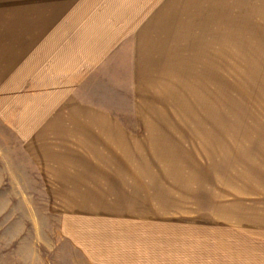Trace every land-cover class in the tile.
I'll list each match as a JSON object with an SVG mask.
<instances>
[{
  "label": "rangeland",
  "instance_id": "obj_1",
  "mask_svg": "<svg viewBox=\"0 0 264 264\" xmlns=\"http://www.w3.org/2000/svg\"><path fill=\"white\" fill-rule=\"evenodd\" d=\"M257 2L0 0V264H264ZM160 15L174 21L169 32L182 26L177 35L163 39ZM140 36L152 46H135ZM101 44L113 53L83 83L84 96L134 128L143 123L147 189L117 196L108 211L76 210L36 170L23 107L67 62L65 48ZM87 198L95 206L104 196Z\"/></svg>",
  "mask_w": 264,
  "mask_h": 264
},
{
  "label": "crops",
  "instance_id": "obj_2",
  "mask_svg": "<svg viewBox=\"0 0 264 264\" xmlns=\"http://www.w3.org/2000/svg\"><path fill=\"white\" fill-rule=\"evenodd\" d=\"M256 1L260 4V0ZM223 18L228 23V19ZM253 18L259 21L260 16ZM254 19L248 24L257 25ZM171 21L162 20L161 15L155 21L163 39L170 33L177 35V28L182 27L174 26L169 32L168 28L174 24ZM136 22L133 21L132 25ZM239 27H244V21ZM139 35L136 32L135 37ZM148 42L152 39L142 41L140 36L135 46H152ZM110 47L101 44L65 48L63 61L67 62L52 73L53 80L38 87V92L29 97V103L23 107L27 110L23 113L31 115L23 120L29 123L28 130L22 129L26 132L23 133L24 145L36 170L41 172L42 178L50 180L47 184L53 189L51 193L70 196L69 208L76 210L108 211L117 208L118 201H123L116 199L117 196L134 194V189L142 186L147 189V184L142 182L144 175L140 163L143 160L137 151L138 147L148 146L149 136L143 123L134 128L132 123L123 120L120 113L84 96L83 83L113 53ZM133 57L137 59V56ZM132 58L131 71L138 65L135 59L132 63ZM136 72L133 79L131 73V82H137ZM134 110L136 115L140 114L139 107ZM92 195L104 198L95 200L99 204L89 206L92 201L87 196Z\"/></svg>",
  "mask_w": 264,
  "mask_h": 264
}]
</instances>
